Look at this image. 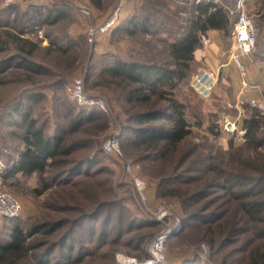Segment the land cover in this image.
I'll use <instances>...</instances> for the list:
<instances>
[{"label": "trees", "instance_id": "16d2710c", "mask_svg": "<svg viewBox=\"0 0 264 264\" xmlns=\"http://www.w3.org/2000/svg\"><path fill=\"white\" fill-rule=\"evenodd\" d=\"M147 4L144 15L135 13L115 29L126 35L153 34V28L161 22L157 18H167L170 14H166L154 0H148ZM191 10L185 24H180L178 32L174 33L175 38L167 40L165 60H160L156 53L140 59L114 58L103 67L101 75L107 77L110 88L116 89L117 98L125 103L128 119L136 125L132 130L136 144L145 149L144 153L138 154L137 162L158 161L157 166H161L155 177L158 179V195L177 197L188 209L182 222L183 228L200 223L210 244L212 258L218 257L222 264H264V114L254 108L250 116L244 119L245 141L237 148H234L232 141L229 142L226 162L211 152L204 154L197 145L189 143L185 146L193 130L187 106L178 98L176 90L192 76L196 63L194 53L202 46L206 32L217 29L221 35L228 37L237 18L230 6L219 0H195ZM0 15L1 19L11 17L20 27L14 32L3 26L0 32V37L4 34L20 45L18 53L0 58V74L13 67L24 69L29 75L49 74L48 68L32 58L35 46L22 34L62 21L67 17L64 6L31 3L22 7L18 3L0 11ZM259 34L255 38V46L257 40L261 42L257 53L264 56V34ZM52 44L56 45L53 40L50 41ZM0 45L3 47L5 42L0 40ZM56 50L65 54L69 48L57 46ZM42 99L43 94L30 91L26 97L28 106L23 112L20 106L15 107L20 120L14 123L22 130L23 148L8 166L7 176L37 174L43 190L51 186L49 177L55 185L74 189L80 185V180L96 174L94 172L97 170L92 169L103 161L104 154L98 150L92 157L82 155L81 151L90 147L86 141L70 140L68 132L64 130L49 134L45 127L39 126L30 108ZM99 117H102V113L98 109L86 107L74 115L69 132L78 131L84 123L94 122ZM103 125L105 128L106 124ZM211 131H214L213 128ZM165 171L168 174H164ZM218 192L223 194L216 195ZM58 196L62 203H51L48 207L79 213L74 218H48L37 223L31 234L13 223L8 238L0 240V264H14L17 258L32 259L36 264H50L48 258L57 248L61 249L62 257L55 264H63L66 260L80 264L84 258L94 257L99 247L108 244L114 247L124 235L123 243L130 248L128 255H131L130 250H137L135 257L141 261L147 258L142 255V245L154 234L153 229L159 223L142 217L135 225L128 222L126 226H113L116 227V232H113L111 213L103 229L93 231L90 236L87 232H78L79 237L74 238L77 229H83L87 221L98 220L106 209L114 211L119 202L102 201L94 210L84 212L78 208V200L74 197L66 199L65 196ZM84 199L90 200L87 196ZM216 204L215 209H211V205ZM9 219L13 221L17 218ZM63 227H67V230L58 241L49 245L44 252H36L38 246L29 239L30 236L56 234L59 237L58 230ZM112 234L114 238H111ZM84 237L86 240L82 242ZM239 241L244 243L241 248L234 246ZM75 251L78 256H75ZM116 251L115 248L111 249L112 259ZM190 264L201 263L194 260Z\"/></svg>", "mask_w": 264, "mask_h": 264}, {"label": "rangeland", "instance_id": "374dc122", "mask_svg": "<svg viewBox=\"0 0 264 264\" xmlns=\"http://www.w3.org/2000/svg\"><path fill=\"white\" fill-rule=\"evenodd\" d=\"M30 1L33 2V0H19L20 3L25 2L26 4H29ZM147 1L135 0L133 9L125 19L121 18L119 25L123 24L125 20L135 13L144 15L147 12L145 8L148 6ZM154 1L160 5L159 7L166 14L169 13L170 16L174 15L172 17L166 16L167 18H157L161 22L153 28V34L137 33L134 35H126L124 32L114 29L108 35L99 36L95 44H91L88 38V28L106 19L115 8L113 10L109 7L104 8L103 6L90 8L84 5V0H53V3L51 2L52 4L64 6L67 11V17L54 25L38 27L47 39L46 44L36 40L35 36L38 29H31L22 34L23 37L29 38L35 46L32 58L48 68L50 73L29 75L26 70L13 67L3 74H0V162L2 164V166L0 165V191L11 193L22 205V215L13 221L0 214V240H6L8 238L13 223L22 226L25 232L31 234L33 227L37 223L48 218L54 220L63 219L67 216L74 218L79 213L78 211L75 213L63 212L62 210L48 207L51 203H62V199L58 195L65 196L66 199L71 196L74 197L78 200L77 202L80 206L78 208L84 212L94 210L102 201L119 202V205L113 208L114 211L111 212L106 209L107 211L103 212V215L98 220L92 222L87 221L83 226L87 229H77L73 234L74 238L79 237L80 232H87V235L90 236L93 231L103 229L111 213V227H117V225L126 226L128 222L135 225L142 217H147L154 221L140 208L132 183L125 170V162L127 160L134 165L136 172L148 182L150 202L156 204L165 201L173 207L171 225L175 231L169 237L166 245V260L159 264H190L194 260L205 264V262L202 260L199 261L196 258L197 248L200 244L205 243L210 249V244L204 236V227L200 223H194L190 227L183 228L182 222L186 215L185 212L188 209L184 207L177 197H160L158 195V179L156 178L161 170V166H157L158 161H152L150 163L137 162L138 160L136 158L138 154L144 153L145 149L136 144L134 132L132 131L136 125L128 119L123 99L117 98L116 89L110 88L107 85L109 84L107 77L101 75L103 67L112 62L114 58L140 59L145 55L148 57L154 53L159 56L158 58L160 60L166 57L165 45L167 40L175 38L174 33L178 32L177 30L181 26L180 24H185V19L190 17L195 0ZM219 1L230 6L235 18L239 11L243 10L252 20L256 36L260 35L258 28H261V33L263 31L262 26H264V0ZM110 3L111 0H104L103 4L107 5ZM82 9L88 10L90 15H84L81 11ZM3 10L4 8L0 0V11ZM107 13L109 15L103 19ZM1 18L0 15V32H2L3 26L11 28L14 32L20 28L12 21L11 17ZM220 38L221 49L217 51L215 65L208 53L200 56V52L203 49L212 45V42L208 39H202V46L196 50L199 53L197 55L198 60L195 57L196 63L193 72L194 74L200 69L211 68L210 62H213L212 64L215 67L213 70L218 72V82L213 95L205 99L192 88L191 79L193 74L188 81L182 83L177 88L176 94L187 106V114L193 130V134L189 137L185 146L189 143L197 145L199 147L198 150L204 152V154L211 152L212 154L219 155L226 162L229 157V142H233L234 148L241 146L245 141V133L231 134L226 132L224 129V120L226 118L236 119L238 129L245 130L243 121L255 109L249 103V100L254 97L253 92L248 91L249 89L246 90L249 86H244L243 80L245 79L248 84L255 83V85H261L262 95L259 97L264 99V88L262 87L264 78L260 75V70L264 67L260 68L258 65L264 64V56L257 53V47L261 43L257 40L256 46H254L250 55L247 59H243L247 69L246 77H244L241 74V69L231 59L233 32L228 37L221 35ZM0 40L5 42L3 47L0 45V48H3L0 49V58L20 51L19 43L10 39L8 36L2 34ZM51 40L56 45H50ZM57 46H64L69 48V50L65 54H60L56 50ZM48 48L50 49L48 50ZM196 51L194 56H196ZM253 63H257V65L250 67V64ZM76 78H82L84 80L85 89L89 94L103 97L108 101L111 114L110 116L102 114V117H99L100 119L90 123L86 122L78 128V131L69 132L71 128L70 122L73 120L74 115L79 114L86 108L73 103L68 97V88ZM244 87L246 89H243ZM30 91L43 94V99L33 104L30 112L31 115L37 118L38 125L45 127L47 133L50 134L64 130L68 132L70 140H84L90 146L84 151H81L83 153L82 155L92 157L94 152L98 150L104 154L103 161L92 169L93 171L97 170L94 172L96 174L84 180L79 179L81 181L80 185L74 189H71V186L61 187L55 185L49 177L48 181L51 186L43 190L42 182L37 174L30 176L22 174L11 177L7 176L8 166H11L12 160L17 157V152L23 148L21 140L22 130L20 126L14 123V121L20 120V114L15 111V107L20 106L19 109L23 112L28 106L26 97ZM104 123L106 124L105 128ZM211 128L214 131H211ZM113 134H118L119 136L120 147L124 156L123 159L117 158L112 153L104 150L105 142ZM185 146L183 145L182 147ZM224 153L225 155H223ZM164 174H168V171H165ZM218 194H223V192L216 193V195ZM86 196L90 200H85L84 197ZM217 205H211V209H215ZM93 227L95 230H93ZM116 227H113V232H116ZM66 230L67 227L59 229V237L56 234L50 236L35 234L30 236L29 239L38 246L36 252L42 253L49 245L58 241ZM153 230L154 234L142 245L143 257H148V244L162 230V226L156 225ZM111 238H114L113 234ZM125 238L126 235L122 236L121 241L114 247L110 244L99 247L94 257L91 259L84 258L80 264H116V256L118 254L126 256L134 255L132 257L137 256V250H130L131 255H128L129 253L127 251L130 248L124 245ZM85 240L86 237L81 239L82 242ZM94 242H96L95 238ZM234 246L241 248L244 246V243L239 241ZM112 248L117 249L113 254V259L110 253ZM76 252L74 253L75 256L78 254ZM61 257V249L57 248L48 260L50 264H55ZM114 258L115 263H113ZM137 259L139 260V258ZM211 260L215 264H222L216 256L212 258L211 255ZM14 264L36 263L32 259L17 258ZM63 264L76 263L71 260H66Z\"/></svg>", "mask_w": 264, "mask_h": 264}, {"label": "built area", "instance_id": "2783aa9c", "mask_svg": "<svg viewBox=\"0 0 264 264\" xmlns=\"http://www.w3.org/2000/svg\"><path fill=\"white\" fill-rule=\"evenodd\" d=\"M20 3L19 0H1L4 9L10 8ZM33 2H29L31 4ZM35 4V3H33ZM86 16L90 13L86 9L81 10ZM121 20V6L115 8L112 13L97 25L88 28V38L91 44H95L99 36L110 34ZM36 40L47 43L42 30H37ZM256 32L252 20L241 10L239 11L233 33V48L231 51L232 61L241 69L242 76L246 77V66L243 62L245 56L249 55L255 46ZM244 86L249 84L243 80ZM218 82V72L211 68H203L197 71L192 79V88L203 98L208 99L213 95ZM69 99L78 106L96 108L103 115L110 116L111 108L108 101L99 96H93L87 92L82 78H76L72 81L68 88ZM250 105L264 114V99L254 96L249 100ZM224 129L231 134H244L245 130H239L236 119L224 120ZM104 150L112 153L117 158L123 159V153L120 147L118 134H113L104 144ZM0 165L2 166L1 162ZM125 170L132 183L134 193L138 200L141 210L154 221L162 226V230L148 244V257L144 261H139L132 256L118 254L116 256V264H159L166 260V245L169 237L175 231L171 225L173 219V207L170 203L162 201L156 204L150 202L148 182L142 178L135 170L134 165L125 162ZM0 214L7 218H19L22 215V205L20 201L9 192L0 191ZM211 252L205 243L198 246L196 256L205 264H215L211 260Z\"/></svg>", "mask_w": 264, "mask_h": 264}, {"label": "crops", "instance_id": "0c3cea01", "mask_svg": "<svg viewBox=\"0 0 264 264\" xmlns=\"http://www.w3.org/2000/svg\"><path fill=\"white\" fill-rule=\"evenodd\" d=\"M35 1V2H34ZM85 1V6H88V7H93V8H97V7H104V8H107L109 7L111 10H113L114 8H116L117 6H121V18L122 19H125L128 14L131 12V10L133 9L134 5H135V0H111V3L110 4H103L104 3V0H84ZM26 2V1H25ZM25 2H21V5L22 7H27L28 4H26ZM34 3L36 4H47V3H53V0H33ZM94 2H98L97 4H95ZM103 4V5H102ZM109 13L105 14L103 19L106 18V16H108ZM236 21V20H235ZM235 24V22H234ZM234 24H233V33H234ZM262 32L264 34V26H262ZM260 30L261 28H258V33H260ZM221 34L220 32L217 30V29H209L207 32H206V35L203 36V39L206 38L208 39L209 41L212 42V45H210L209 47H206L205 49H203L202 52H200V56H204V54L208 53L210 56V59L213 60V62H210V66H211V69H215L214 65H215V61L217 60V51L219 49H221ZM233 39V38H232ZM198 51H196V59L198 60ZM250 55V54H249ZM245 56L244 60L247 59V57L249 56ZM214 65H213V64ZM257 63H253V64H250V67H253V66H256ZM259 67L263 68L264 64H258ZM220 66V65H219ZM221 67V66H220ZM261 71V77L264 78V68L260 70ZM262 87L264 88V81L262 82ZM243 89H246L245 87ZM249 89V90H248ZM246 90L248 91H251L253 92V96H261L262 95V88H261V85H255L254 84H249V88H247ZM252 95V94H251Z\"/></svg>", "mask_w": 264, "mask_h": 264}]
</instances>
